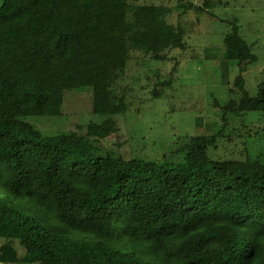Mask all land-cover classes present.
Returning <instances> with one entry per match:
<instances>
[{
	"label": "trees",
	"instance_id": "obj_1",
	"mask_svg": "<svg viewBox=\"0 0 264 264\" xmlns=\"http://www.w3.org/2000/svg\"><path fill=\"white\" fill-rule=\"evenodd\" d=\"M214 5L0 0V264H264V75L252 97L257 56L238 25L203 53L204 82L229 86L219 123L198 115L160 160L101 146L130 109L135 55L177 67L170 53L214 32ZM86 72L77 90L98 121L45 135L31 120L61 117L66 82Z\"/></svg>",
	"mask_w": 264,
	"mask_h": 264
},
{
	"label": "rangeland",
	"instance_id": "obj_2",
	"mask_svg": "<svg viewBox=\"0 0 264 264\" xmlns=\"http://www.w3.org/2000/svg\"><path fill=\"white\" fill-rule=\"evenodd\" d=\"M178 0H130L138 4H156L176 7ZM197 5L205 0H193ZM213 13L219 21L214 32L186 39V52L170 53L179 62H158L144 55H135L124 75L122 86L131 89L130 109L116 118L118 130L101 141L103 151H114L125 158H150L160 160L168 153L179 137L192 135L198 115L207 121L219 123L215 100L223 105L229 99V86H211L204 82V57L206 48L220 47L224 37L238 25L239 34L251 45L257 62L245 73L246 89L252 97L257 96L260 78L264 75V0H212ZM176 68V69H175ZM175 69L171 88L160 98L153 97L158 77L170 78ZM236 75L232 69L230 83ZM90 72L80 73L66 82L67 91L63 115L59 118H34L31 120L45 135L53 136L68 131L85 132L86 126L98 121L92 113L90 90H77L90 85ZM127 87V88H128ZM126 88V87H125ZM126 88V91H127ZM128 88V89H129ZM259 125L264 126V123ZM264 128V127H263ZM238 150H241L239 147ZM240 154H234L239 157ZM2 243L0 242V245ZM20 256L24 251L13 243ZM12 244V245H13Z\"/></svg>",
	"mask_w": 264,
	"mask_h": 264
}]
</instances>
